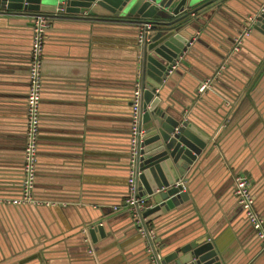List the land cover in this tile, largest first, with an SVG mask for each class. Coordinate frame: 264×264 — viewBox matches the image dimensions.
<instances>
[{
    "label": "crops",
    "instance_id": "crops-1",
    "mask_svg": "<svg viewBox=\"0 0 264 264\" xmlns=\"http://www.w3.org/2000/svg\"><path fill=\"white\" fill-rule=\"evenodd\" d=\"M239 6L242 12L250 9ZM237 14L226 12L206 22L190 56L194 75L185 69L162 92L215 141L185 175L188 201L155 223L161 244L193 233L207 235L227 264H264L259 239L232 193L233 178L243 170L264 220V38L254 31L241 59L222 58L229 55L228 40L239 27ZM48 19L34 196L49 204L0 203V264H91L83 231L99 221L104 233L92 245L100 264H154L131 215L120 206L127 186L134 28ZM32 20L0 13L4 197L21 189ZM214 68L221 70L212 77L217 93L199 92V77ZM111 205L119 207L107 212Z\"/></svg>",
    "mask_w": 264,
    "mask_h": 264
},
{
    "label": "water",
    "instance_id": "water-1",
    "mask_svg": "<svg viewBox=\"0 0 264 264\" xmlns=\"http://www.w3.org/2000/svg\"><path fill=\"white\" fill-rule=\"evenodd\" d=\"M260 4L261 0H0V13L29 18L42 15L53 20L69 19L81 23L113 24L134 28L132 32L134 31L135 35V56L132 67L135 78L130 90L129 116L134 84L139 83L142 88L140 111L144 130L135 160V182L138 194L146 195L152 205L142 211L145 227L152 231L154 240L160 243L159 232L156 230L158 223H155V218L176 210L188 201V190H182L181 185L174 186V184L176 181L186 180V173L196 161L206 155L215 141L210 133L191 121L189 114L185 113L183 108L170 102L162 92L166 87L171 86L174 75L187 73L185 69H188L189 64L192 63L190 56H194L201 38L199 31H206L203 28L206 22L210 19L217 21L216 17L226 15V12L229 14L238 12L236 18L238 17L239 27L232 32L233 36L228 40V49H225V52L229 55L227 57L221 55L222 58H228L227 62L235 58L241 59L240 55L245 53L243 47L246 45V40L252 37V32L257 31L264 38V11L257 14ZM239 5L249 6L250 9L242 12ZM249 15L255 16L251 24L252 30L236 46L234 37L241 32ZM146 24L149 28H146ZM140 27L148 31L146 32L148 39H145L142 45L137 42ZM260 45L264 55V41ZM218 70L220 68L217 70L214 68L200 76L197 86L204 79L211 78V86L207 90L217 93L215 90H218V83H214L212 77L215 75L214 71L218 72ZM188 74L194 75L192 68H189ZM129 165L130 156L126 165L127 178ZM21 183L22 176L20 186ZM163 186L164 189L157 191ZM237 206L246 219L245 211L238 204ZM109 207L107 212L111 211L113 205ZM130 218L135 230L143 238L145 252L152 261L146 239L138 231L135 219L132 216ZM102 225V221H99L90 224L87 231H83L86 252L89 260H92L91 264H100L92 242H95L97 234L103 235ZM87 238H90L91 242ZM147 240H150L149 234ZM159 246L158 252L163 260L173 261L174 264H227L222 249L207 235L202 237L193 233L179 237L173 242L160 243ZM89 249L93 252H89Z\"/></svg>",
    "mask_w": 264,
    "mask_h": 264
},
{
    "label": "built area",
    "instance_id": "built-area-1",
    "mask_svg": "<svg viewBox=\"0 0 264 264\" xmlns=\"http://www.w3.org/2000/svg\"><path fill=\"white\" fill-rule=\"evenodd\" d=\"M264 11V0H261L257 14ZM255 19L254 15H249L245 20V25L241 32L234 37L235 45L237 46L241 39L251 32V24ZM49 25V19L42 15L33 17L32 20V38L30 63L28 67V87L25 99V130H24V146H23V163H22V183L20 193L13 197L0 196V203H11L17 205L24 204H49L47 201H41L34 196V187L36 181V166L38 153V138L40 126V101L42 92V61L44 57V39L45 31ZM146 28L149 25L146 24ZM146 31L140 27L137 34V42L142 45L146 38ZM235 46V47H236ZM212 79L203 80L198 86V91L203 92L211 86ZM142 88L139 83L135 84L132 98H131V113H130V167L127 178V196L123 199L120 206L126 208L129 214L135 219L138 231L146 239L148 251L151 252V259L154 264H172L164 261L161 254L158 252V243L154 240L153 233L150 229H146L142 211L151 207V203L146 195L138 194L135 182V160L138 151V144L144 133L141 123V104ZM182 186L185 190V180L176 181L174 186ZM165 186L157 189V191L164 189ZM232 193L236 198V203L245 211L246 219L252 228L255 230L261 248L260 252L264 253V220L256 212L254 208V198L251 192V180L244 173H237L233 178ZM118 205H113V209L118 208ZM149 234V241L147 240ZM89 252H93L89 249ZM97 264V263H96Z\"/></svg>",
    "mask_w": 264,
    "mask_h": 264
}]
</instances>
